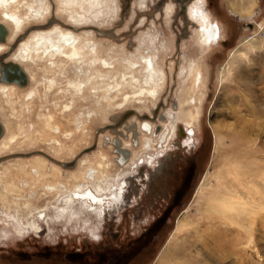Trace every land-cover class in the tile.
Here are the masks:
<instances>
[{
	"label": "rangeland",
	"instance_id": "374dc122",
	"mask_svg": "<svg viewBox=\"0 0 264 264\" xmlns=\"http://www.w3.org/2000/svg\"><path fill=\"white\" fill-rule=\"evenodd\" d=\"M47 1L51 13L44 20L31 17L16 33L7 25L12 32L0 56L2 70L13 62L17 41L19 46L37 31L70 35L56 55L60 59L55 60L52 54L58 52L51 44L47 52L42 45L26 66L32 80L0 91L6 126L0 138V159H5L0 164V264H71L64 252L95 242L92 231L105 238L118 232L126 242L159 218L164 220L157 239L140 246L129 264H264V0H258L251 18L231 14L227 0H210L224 36L211 48L201 45L198 28L182 13L183 0H98L92 11L86 0L72 9L65 0ZM21 5L23 16L29 5L37 6L32 0ZM70 13L86 15L89 23L69 20ZM55 26L62 29L54 31ZM240 48L243 54L234 64L231 55ZM153 54L164 71L162 76L154 73L155 79L145 62ZM197 67L205 77L201 85L191 74ZM1 70L0 89L5 85ZM79 81L85 83L81 90L76 89ZM177 104L182 109L172 123L183 121L190 109L202 113L190 147L179 131L176 137L171 122L162 128L158 120ZM146 119L157 126L153 149L133 147L127 134L133 155L130 167L119 166L110 144L115 127L109 124L118 129L129 120ZM95 144L96 149L84 153ZM167 148L172 156L161 174L146 164L129 173L139 157ZM77 157L83 159L75 168L61 165ZM91 168L104 187L105 180L109 186L125 182L129 173L125 199L116 205L111 196L89 199L100 203L92 213L83 212L79 220L67 213L57 220L56 214L67 211L63 198L75 194L78 185L93 186ZM152 173L157 179L150 180ZM75 199L73 206L81 210ZM100 206L102 218L95 214ZM83 216L91 220L86 223ZM33 220L42 231L22 225Z\"/></svg>",
	"mask_w": 264,
	"mask_h": 264
},
{
	"label": "bare ground",
	"instance_id": "6f19581e",
	"mask_svg": "<svg viewBox=\"0 0 264 264\" xmlns=\"http://www.w3.org/2000/svg\"><path fill=\"white\" fill-rule=\"evenodd\" d=\"M33 2L36 3V7L33 6V5H29L28 7V12L26 15H22L19 11L18 8H20L22 5V2L23 0H0V12H1V18H0V25H3L6 27L7 31H8V34L6 36V40L5 41H0V54H4V51H6V49L8 48L7 47V44H8V41L10 39V34L12 32V30H10L8 28V24L12 26V29H13V33H16V32H20L22 31V29L25 27V25L28 23L29 19H34L35 21H41V19L45 18L46 15H48L49 13H51V10H50V7H49V3L47 0H32ZM63 1V0H62ZM86 1H90V11H92L93 9L95 10V7H97L96 4L98 0H86ZM202 1L197 4L201 9V11L198 9V8H189V11H190V15H191V18L193 20H197L198 23L200 24V29H199V34H200V43L206 47H209L207 45V43H211L212 40L216 43L217 42V39H218V36H219V26L217 23H214L212 24L211 22H209V28H208V32L207 34L205 33L207 31L206 29V18H208V16H211L210 14L208 15V11L204 8V6L202 5ZM61 2V1H60ZM66 2V3H65ZM64 5L67 7V8H71L74 6V4H79L80 6V2L79 0H65L63 1ZM26 4H27V1H26ZM83 4V3H82ZM85 4V3H84ZM227 4L229 6V9L231 12H233V14H236L238 16H240L241 18H251L253 17L254 15V11L255 9L258 7V0H227ZM76 6V5H75ZM87 6V5H86ZM186 6H184V9H185ZM72 9V8H71ZM67 10V9H66ZM70 10V9H69ZM197 10V12H196ZM75 12V11H74ZM199 15V16H198ZM206 17V18H205ZM213 18V17H212ZM211 18V19H212ZM44 20V19H43ZM69 20H72L74 22H82L84 21L85 23H89V18L86 16V15H82V14H79L77 13L76 14H73V13H70L69 14ZM208 20V19H207ZM208 23V22H207ZM208 26V25H207ZM76 27V26H75ZM62 29L61 26H55L54 27V31H60ZM221 29V27H220ZM55 32H40V31H37L36 33H34V35L31 37L32 40L29 41V39L31 38H28L26 40H24V42H22L19 46H18V42L15 44V46H13L12 48V52H14V50L17 48V51L15 52L14 56H13V62L7 64V65H4L2 70H1V78L5 81L6 84H15V85H18V86H25L29 81H30V78H29V75L27 74V68L26 66L29 64V62H32V60L34 59V56L33 54H36L35 52L37 50H41L38 49L39 47H41L42 45H46L47 47L49 46V44H51L50 46H54V48L56 47V50L58 51L59 50V53L56 54H52L53 56H56V55H59L60 54V49H58L62 43H63V40L66 39L65 41L66 42H69L68 40H70V38L68 37L69 34H66V33H63L62 36H54ZM222 33V32H221ZM18 34V33H17ZM111 34V33H110ZM206 34V36H205ZM223 34V33H222ZM21 35V34H20ZM15 36V35H14ZM70 36V35H69ZM72 37V36H71ZM224 37V36H222ZM73 39V38H71ZM80 39V38H79ZM81 40V39H80ZM79 40V41H80ZM206 40V41H205ZM72 41V40H71ZM257 41V39L255 40ZM247 42H251V41H247ZM76 44V43H74ZM248 44V43H247ZM73 45V44H72ZM18 46V47H17ZM49 46V47H50ZM75 46V45H73ZM244 46H247V45H244ZM72 47V46H71ZM77 47V46H76ZM62 49V48H61ZM43 50V49H42ZM47 49L46 48V51L47 52ZM52 50V49H51ZM63 50V49H62ZM74 50V49H73ZM180 51V49H178ZM242 49L240 48L239 50H236L232 53L231 55V59L234 61V64H236L235 62H237L239 60V57L243 54V52L241 51ZM70 51V50H69ZM10 53V54H11ZM62 53V52H61ZM39 54V53H38ZM74 54V53H73ZM47 55V54H46ZM45 55V56H46ZM51 55V54H50ZM39 56V55H38ZM60 56V55H59ZM59 56H56L55 57V60L57 59H60ZM65 56V55H64ZM80 56V55H79ZM51 57V56H50ZM77 57V56H76ZM156 58L157 56L155 54L151 55L149 58H147V66H148V71L151 72V74L153 75H150L151 78H154V72L155 73H162L161 75L164 74V71L162 70V68H159L157 63H156ZM241 58V57H240ZM45 59V58H44ZM50 59V58H49ZM53 59V58H52ZM51 60V59H50ZM231 62V60H230ZM6 63V62H4ZM73 63H76V62H73ZM156 63V64H154ZM77 64H80V68H82V65L81 63H77ZM164 64V63H163ZM2 65V64H1ZM85 65V64H84ZM161 66V65H160ZM79 67V66H78ZM225 68V67H224ZM192 70V73L191 74H194L195 72V83H198V85H201L204 83V75H203V72L201 70H198V68H193L191 69ZM226 70V69H225ZM25 73L26 76H22L21 74ZM81 79V78H80ZM155 79V78H154ZM153 81V80H152ZM163 81V80H162ZM161 81V82H162ZM84 83V82H83ZM85 84V83H84ZM154 86V85H153ZM152 87V86H151ZM200 87V86H198ZM82 88V83L77 85L76 89L78 90H81ZM7 89V88H6ZM149 89V88H148ZM4 90V89H2ZM150 95V94H149ZM197 99V98H196ZM185 102V101H184ZM183 102V103H184ZM182 109V107L180 108ZM184 119L186 120L187 124L191 127H195L196 124V121L198 119V116H200V112H194L193 110H188V111H185L184 113ZM137 115H141L139 113H137ZM2 116V114L0 115ZM116 116V115H115ZM118 117V116H117ZM152 119V118H150ZM118 121V124L122 122V120L119 118L117 119ZM146 120H149V119H146ZM153 120V119H152ZM0 123H1V120H0ZM145 124H142L141 126V129L144 128L146 129L147 132H150L152 130V125L148 122H144ZM116 124V123H115ZM109 125V126H114L113 128V132H116V131H119V129L121 127H119L117 129L116 125ZM127 125H125V132H123V130L120 129L119 132H122L124 134V136H126L125 134H128V133H134L135 134V131L136 132H141V129H139V125L137 123H132V121H129L128 123H126ZM2 125V123H1ZM1 125H0V128H1ZM168 126V125H167ZM143 128V130H144ZM117 134V132L115 133ZM3 136V134H1L0 132V138ZM123 139L124 137H122L121 135H118V137H113V140H111L110 144L115 148L117 149L116 151L120 152L121 154L124 155V158L126 157V153L129 152L130 150L127 149L126 147H124V143H123ZM15 140V137L13 136L11 138V142ZM146 144V142L144 143ZM5 149H7L9 147V145H6L4 146ZM96 148H97V144H96ZM95 148V149H96ZM2 150V149H1ZM4 152V151H3ZM129 155V154H128ZM120 157V156H119ZM80 157H77L76 160L73 162V163H70L68 165H65V167H68V168H75L77 165V161ZM131 159V158H130ZM42 162V161H41ZM45 164L46 162L43 161ZM123 162V161H122ZM43 164V165H45ZM39 165V164H38ZM76 165V166H75ZM36 166V165H35ZM64 166V165H63ZM91 170V173H92V177L94 179V175L96 173V170H93L92 168L90 169ZM35 172H37L38 170L34 169ZM101 177H97V179L93 180L95 182H98L96 183V185L92 186L94 189H96L95 191L96 192H104L106 190V188L109 187V184L108 181L105 180V185H107L106 187H104L102 184L99 183V180H100ZM85 185H78L77 186V189H76V192L75 194L69 196L67 195L65 197V201L64 203L67 205V212L66 213H61L59 212L58 214L55 215L56 219L57 220H62L63 218H65V214L68 213L67 216L71 217V220L74 218L75 220H79L81 217H82V213L84 212L85 213V210H86V207H84L83 205L85 204H82V202H78L79 204L77 206L81 207V210H77L73 205V203L76 201V197L77 198H81V200L84 198V194L83 191L85 188L87 187H84ZM99 186V187H98ZM97 187V188H96ZM89 190V189H88ZM87 190V192H88ZM230 190H232L230 188ZM80 191V192H78ZM86 192V193H87ZM233 192V191H232ZM224 198V197H223ZM222 198V199H223ZM226 198V197H225ZM85 199V198H84ZM218 199L221 200V198H217L216 200L218 201ZM78 201V200H77ZM240 202V201H239ZM218 204V202H216ZM228 203V202H227ZM230 203V202H229ZM235 203V202H234ZM233 203V204H234ZM238 203V202H237ZM242 203V202H241ZM87 205V204H85ZM213 205V204H212ZM225 205V204H223ZM218 206V205H217ZM237 206V205H236ZM222 207V206H221ZM231 207V206H230ZM211 208L214 210V211H218L219 213H222L223 214V211L221 212L220 209L216 208L214 205L211 206ZM222 209V208H221ZM224 209V208H223ZM228 209V208H227ZM233 208H231L230 210H232ZM97 214V213H96ZM11 216V215H10ZM226 218V217H225ZM234 218V217H233ZM15 219V218H14ZM83 221H85L86 223L88 221L91 220V217L88 216V217H84L83 216ZM90 219V220H89ZM13 220V219H12ZM65 220V219H64ZM63 221V220H62ZM61 222V221H60ZM20 224V223H19ZM27 225L25 224H22L24 225L25 228H28L30 229V231H42L41 227L39 226V224H37V222L35 220L33 221H29L28 223H26ZM181 227H183V225L181 224L180 225ZM179 226V227H180ZM23 228V227H22ZM18 229V228H16ZM182 228H178V230H180ZM19 230V229H18ZM20 231V230H19ZM21 233V232H20ZM23 234V233H22Z\"/></svg>",
	"mask_w": 264,
	"mask_h": 264
},
{
	"label": "flooded vegetation",
	"instance_id": "af4514ba",
	"mask_svg": "<svg viewBox=\"0 0 264 264\" xmlns=\"http://www.w3.org/2000/svg\"><path fill=\"white\" fill-rule=\"evenodd\" d=\"M209 1L210 0H203L202 1V5L205 6V9L208 11V15L209 14L211 15V16H208V18L205 17L206 18V20H205L206 21V29H207V31L205 33L207 34L208 28L210 27L209 26V22H211L212 24L217 23L218 26H219V36H218L217 42L215 43L212 40L211 43H207V45L209 46L208 48H211V47H214V46H218L223 41L224 37H222L223 36V34H222L223 33L222 22H219L215 18V16L213 15L211 9L208 7L209 6V3H208ZM193 2H194V0H190L188 3L183 0L181 2V7L180 8H181L182 13L187 16L188 20L191 21L192 23H194V26L197 27L198 30H199L200 29V26H199L200 24L198 23L197 20H193L191 18L192 14L191 15L189 14L190 13L189 8H195V9L198 8L199 10L201 8L196 3H193ZM191 3H193V4H191ZM184 6H186L185 9H184ZM226 6H227V2H226ZM172 7H173V10H174L173 4H172ZM171 12H172V8L170 10V13ZM196 12H197V10H196ZM230 13H231V11H230ZM220 27H221V29H220ZM206 34H205V36H206ZM191 36H192V33H191ZM199 42H200V34H199ZM204 47H206V46H204ZM46 48L49 49V47H46ZM46 48H45V51H46ZM58 49L61 50L60 47ZM16 50L17 49H15V51ZM53 50L55 52L59 53V50L57 51L56 47L53 48ZM15 51L13 52L14 54H15ZM61 51H60V53H61ZM180 51H181V49H180ZM13 53H12V56H11L12 58L14 56ZM1 55H2V53L0 54V56ZM145 59H147V58H145ZM145 62L147 63V60H145ZM154 64H156V63H154ZM197 68H198V70L202 71L201 68H199V67H197ZM27 74H28V70H27ZM155 74H159L158 76H162L161 72L160 73L158 72V73H155ZM29 78H30V81H31L32 78H31L30 74H29ZM193 78L195 79V72L193 74ZM81 83H82V81H79L77 83V85H79ZM4 84L5 85H3L1 87L0 91L6 92L8 88L11 89L13 87V84L12 85H9V84H6V83H4ZM2 89H4V90H2ZM30 96H31V94L29 95V97ZM189 103H191V101ZM197 103L198 102L196 101V99L192 102V104H194V105H196ZM180 108H181L180 104H177V106L173 105V107L170 109V111L165 109L164 111H162L159 114L158 120H159L160 124H162V128L163 127L164 128H169L168 126H169L170 122L173 120V117H175V115L178 114V112H180V110H181ZM201 112H202V109H201ZM138 113L142 114L141 112H138ZM200 114H201L200 115V118H201L202 113H200ZM151 118H153V117H151ZM0 120H1V123H2V125L0 123V125H1L0 132L4 136L5 135V131H6V126L4 125L1 116H0ZM129 121H127L126 123H128ZM148 121L152 125V130L150 132H147L146 129L144 128V126H143L144 130H143V128L141 129L142 124H145L144 122H148ZM126 123H124L123 124L124 126L120 128L121 130H124L123 132L126 131L125 130V125H127ZM132 123H137L139 125V129H141V132H136L135 131V134L133 132L132 133H128V134H131L130 137H132L134 139V143H133L132 146L136 147V148L141 146V149H143V150L145 149V150H148V151L150 150L151 151L153 149V147H154V144H155L154 143V140H155V135L154 134H155V130L157 129L156 123L154 121H152V120H144V121H140V123L136 121V122H132ZM110 124L114 125V123H110ZM171 124H173V126H174L173 129H171V130L175 131L177 138L179 137L178 136V131H179L180 127L183 128L185 136L182 137V138H184V140H183L184 142L187 141L184 144H185L186 147H190L192 145V142L195 141V137H196L195 127L196 126L195 127L189 126L187 124L186 120L184 119V116H183V121H181L180 119H177L176 122H174V123L171 122ZM120 129H119V131H120ZM162 130L163 129H161L160 132H162ZM119 131H116L117 134H115L116 132H114L113 135H116V137H118V135H121L122 137H124V139H123L124 145L123 146L126 147L127 149H129L130 151L125 154L126 157L124 158L123 154H121L120 152L116 151L117 149H115L113 146L112 147L114 149L113 151L116 154V157L120 156V158L118 160L115 157L116 158V163L119 166H123V167L127 168V167H130V161H131L132 155H133L131 148L127 145L128 144L127 140L130 137H128L127 134H125L126 136H124V134L122 132H119ZM144 134H148L147 135L148 137L144 138V136H145ZM12 137L13 136L10 137V140H11ZM14 137L16 139L15 135H14ZM132 138H131V141H132ZM142 138H143V140H142ZM170 140H171V137L169 138V141ZM14 141H12V142H14ZM12 142L10 141V143H12ZM145 142H146V144H144ZM166 146L169 147V145H166ZM154 149H156V148H154ZM165 151L166 152H161V153H159V152L154 153L153 152L154 154H149L147 156L144 154L147 157L146 159L143 158V157H145L144 155L142 157H139L137 159V163L134 166L131 167L132 169H131V171H129V173L135 171L138 167L143 166L144 164H146L147 166L148 165L149 166L153 165L151 167H153L155 169L157 174H161L163 172L164 168H165L166 159H168L170 156H172L171 153L168 152V148ZM167 156H168V158H167ZM151 158H152L153 161L151 160ZM153 158L155 159V161H154ZM80 159H83V157L80 158ZM80 159H78V161ZM74 161L61 162L62 163L61 165L62 166L64 165V167H65V165L73 163ZM78 161H77V163H78ZM122 161H123V164L121 165ZM77 163H76V165H77ZM133 167H134V170H133ZM129 173L126 174L127 176L126 175L124 176L125 182L122 179L123 177L121 178L122 180H120V182H118L117 184H115V182H110L111 185L104 192H96L94 190V188H92L91 186L85 188L84 191H83V193H85L84 194V198L85 199L83 198L81 200V198H77L76 197L78 200H80L78 202H82V204H84V203L87 204V205H85V204L83 205L84 207H86L85 212L91 211V213H92V210H94L93 208H96V206H99V204H100V203H98V204L96 203V205H93L94 203H92L91 200H96V199L101 200L105 196H107V197L111 196L112 198L118 200L116 203H114L115 205L123 202V200L125 199L126 192L128 190V187H129V179H130L129 175H128ZM97 176L98 175H97V170H96V173L94 175V180L97 179ZM153 176L156 177V179H157V176L152 173V178L150 180H152L154 178ZM93 183H94L93 185L96 184L95 181ZM87 190H88V192H87ZM78 192H80V191H78ZM70 195H73V194H70ZM90 195L94 196L95 198H93V197L91 198ZM89 199H91V200H89ZM63 200L65 201V198H63ZM91 204H92V207H91ZM115 205H113V207H115ZM64 206H65V203H64ZM173 207H174V203L168 208L167 212L169 213L173 209ZM96 210L98 211L97 214L95 213L96 216L98 218H102L103 214H104L103 210H102V206H100V211L98 209H96ZM61 212L66 213L67 211H61ZM163 220H164V218H159V219L155 220L149 226V228H147L146 230L141 232L140 235L136 236L135 238L129 239L126 242H123V240H122V238H121V236H120V234L118 232L117 233H112L113 235H111L110 237L106 236V238H105V236H100V237L96 236L95 231L94 232L92 231V234L95 237V242H86L85 241V242H83L81 244L79 249L75 248L73 251H65L64 254H63L64 259L67 260L71 264H129L131 262V257H132L131 255L133 253H136L140 246L146 247V246L150 245L151 242H153V241H155L157 239V236L159 235V232H160V225H161V222ZM94 227L95 228H99V226L98 227L94 226ZM31 257H33V256H31Z\"/></svg>",
	"mask_w": 264,
	"mask_h": 264
},
{
	"label": "water",
	"instance_id": "95a60500",
	"mask_svg": "<svg viewBox=\"0 0 264 264\" xmlns=\"http://www.w3.org/2000/svg\"><path fill=\"white\" fill-rule=\"evenodd\" d=\"M7 34H8V31H7L6 27L3 26V25H0V41H5V40H6V36H7ZM21 75H22V76H26L25 73H23V72H22ZM139 116H140V115H139ZM140 117H143V116H140ZM179 135H180V137H184V136H185V134H184V130H183L182 127H180ZM95 148H96V144H95V146H93L92 148H89V149L85 150L84 153L90 152V151L94 150ZM4 160H5V159H0V164H1Z\"/></svg>",
	"mask_w": 264,
	"mask_h": 264
}]
</instances>
